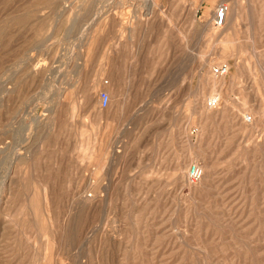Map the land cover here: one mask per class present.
<instances>
[{"label": "rangeland", "instance_id": "rangeland-1", "mask_svg": "<svg viewBox=\"0 0 264 264\" xmlns=\"http://www.w3.org/2000/svg\"><path fill=\"white\" fill-rule=\"evenodd\" d=\"M156 2L0 0V264H264V0Z\"/></svg>", "mask_w": 264, "mask_h": 264}, {"label": "bare ground", "instance_id": "bare-ground-1", "mask_svg": "<svg viewBox=\"0 0 264 264\" xmlns=\"http://www.w3.org/2000/svg\"><path fill=\"white\" fill-rule=\"evenodd\" d=\"M151 1H152V4H153V3H155L158 0H151ZM254 1L255 0H250L251 5H252L251 6L252 13L254 12V8H253V4H254L253 2ZM227 7H228V5H227ZM215 13H216V10H215ZM241 14H242V11H241V9H240L239 6L233 5L232 7H230V10H229V7H228L227 15H226V18L224 20L225 23H226V28L223 29L222 26L221 27L216 26V24H214L213 20H211V22H210L211 24L210 25H205L204 26V30L207 31V32H209L211 35L215 36L216 38L222 37L223 33L228 28V26L235 27L236 19H238L239 17H241L242 16ZM214 16H215V14L213 15V18L212 19H214ZM215 27L217 29L220 28V29H223V30L220 33H218L217 32L218 30L216 31L215 30L216 29ZM259 64H260V66H262V63L261 62ZM103 74H105V75H103ZM103 74L101 76H96L97 79H95L96 82H94L93 87H91V88H89V89H87L85 91L84 97H83V103L86 105V108H92V107H94L96 105V103L98 102V97H99L100 93L102 92V88L106 86L105 85V82H106L105 80H107V82L109 84V86H107L108 87V90L113 95L116 96V101H118L119 104L121 103L120 102L121 99L119 100V96L121 95V89H120V85L117 84V82H116V77H115L114 72L113 71H110L109 74H108V71H103ZM107 75H108V77H107ZM207 82L212 85L213 91H215L216 89H222V87H224V85H225L224 76H217L215 74H213L211 76V78H208L207 79ZM216 98H218V104H216V106L210 107L207 104V106H209L210 109H216L219 106V104L221 103V95H220V93H217V94L212 95V97L209 100H213V99H216ZM114 99H115V97H114ZM114 103L115 102H113V104ZM195 111H196L197 114H199L202 117V120H205V121H208L209 123H211L212 116H211L210 112H208V110H206L205 104L202 101L198 104V107L195 108ZM210 111H213V110H210ZM261 114L263 115L264 112L261 111ZM40 119H41V121H38L39 126L41 127V129H44V127L46 126V125L44 126V124H46V123H45V121H43L44 119H42V117H40ZM49 119H50L51 123L49 122L50 123L48 125L49 127H45V128H47L46 129L47 131L54 130V128L58 124V115H57V113L51 114V117ZM245 121H246V123H252L253 122V117L250 116V119L247 118ZM208 167H210V166H208ZM183 168H184V164L183 163L177 164V166H176V170H177L178 173L182 172ZM205 178H206V176H203V178L201 179V181L203 179H205ZM200 182H198V183H200ZM198 183H195V184L190 183V184L196 185ZM26 206L29 208L28 205H26Z\"/></svg>", "mask_w": 264, "mask_h": 264}, {"label": "built area", "instance_id": "built-area-1", "mask_svg": "<svg viewBox=\"0 0 264 264\" xmlns=\"http://www.w3.org/2000/svg\"><path fill=\"white\" fill-rule=\"evenodd\" d=\"M227 4L226 3H220L217 5L216 13L213 19L214 24L216 26L221 27L224 23V20L227 15ZM230 71V65L228 62H220L217 65L213 67V72L217 76H225ZM111 101V95L109 93H103L100 98L101 107L107 108ZM218 104V98L209 100L208 105L210 107L216 106ZM250 119V116L249 118ZM204 176V168L203 166L198 163L194 162L189 166L188 172H187V178L190 183H198L201 181V179Z\"/></svg>", "mask_w": 264, "mask_h": 264}, {"label": "crops", "instance_id": "crops-1", "mask_svg": "<svg viewBox=\"0 0 264 264\" xmlns=\"http://www.w3.org/2000/svg\"><path fill=\"white\" fill-rule=\"evenodd\" d=\"M216 5V4H215ZM217 6V5H216ZM216 6L214 8H216ZM214 8H211L210 11H212Z\"/></svg>", "mask_w": 264, "mask_h": 264}]
</instances>
